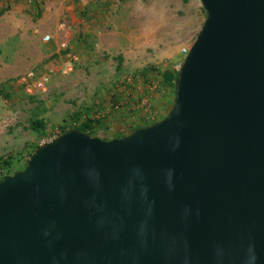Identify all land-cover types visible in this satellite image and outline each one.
I'll use <instances>...</instances> for the list:
<instances>
[{"label":"water","instance_id":"1","mask_svg":"<svg viewBox=\"0 0 264 264\" xmlns=\"http://www.w3.org/2000/svg\"><path fill=\"white\" fill-rule=\"evenodd\" d=\"M200 2L166 117L69 130L0 181V264H264V0Z\"/></svg>","mask_w":264,"mask_h":264},{"label":"rangeland","instance_id":"2","mask_svg":"<svg viewBox=\"0 0 264 264\" xmlns=\"http://www.w3.org/2000/svg\"><path fill=\"white\" fill-rule=\"evenodd\" d=\"M69 4L77 27L68 23L67 45L43 33L50 35L38 70L48 74L43 88L28 95L19 80L0 82V158H9L10 172L23 170L43 140L74 128V112L81 121H99L92 134L100 139L166 117L175 90L159 76L178 70L181 49L190 47L206 17L200 0H63ZM68 19L63 11L61 23ZM146 67L151 71L143 74ZM37 119L43 132L30 127Z\"/></svg>","mask_w":264,"mask_h":264},{"label":"crops","instance_id":"3","mask_svg":"<svg viewBox=\"0 0 264 264\" xmlns=\"http://www.w3.org/2000/svg\"><path fill=\"white\" fill-rule=\"evenodd\" d=\"M74 9L63 0H0V82L39 77L45 58L43 33L62 42L70 34L68 23L77 27ZM63 11L68 14L66 23L60 21ZM131 126L123 135L131 133Z\"/></svg>","mask_w":264,"mask_h":264},{"label":"trees","instance_id":"4","mask_svg":"<svg viewBox=\"0 0 264 264\" xmlns=\"http://www.w3.org/2000/svg\"><path fill=\"white\" fill-rule=\"evenodd\" d=\"M118 59V65L116 66V69L119 71L120 70V64L122 62V58L121 56H118L117 57ZM148 71H151V69L149 68H143L141 70V72L143 74H145L146 72ZM176 76H177V70H172V71H165L163 72L160 76H159V83L163 86H172L175 90V79H176ZM71 118L72 120L74 121V123L76 124L74 128H71V129H68L67 131H64L63 133L65 132H68L69 130H72V129H76V130H79L81 132H85L87 134H89L91 137H95L92 132L96 130V125L99 123L98 120H92V119H87V120H82L81 121V118H80V114L78 112H74L71 114ZM153 123H150V124H138L136 126H131V132H133L134 130L136 129H139V128H142L144 126H149ZM31 129L35 132H43V130L45 129V124H44V121L42 119H37V120H33L31 122V125H30ZM61 133V134H63ZM130 134V133H129ZM126 135H123V134H116L113 138H121V137H124ZM103 140H109V139H105V138H101ZM112 139V138H111ZM36 148V147H35ZM35 148L33 149L32 153L35 151ZM31 153V154H32ZM30 154V155H31ZM27 165V163H26ZM25 165V167H26ZM11 166V161L8 159H3V158H0V181L3 180L4 178L12 175L14 172H10L9 171V167Z\"/></svg>","mask_w":264,"mask_h":264},{"label":"built area","instance_id":"5","mask_svg":"<svg viewBox=\"0 0 264 264\" xmlns=\"http://www.w3.org/2000/svg\"><path fill=\"white\" fill-rule=\"evenodd\" d=\"M42 39H43L44 42L47 43L50 40V35L49 34H45V35H43ZM187 51H188V48H182L181 49L182 55L185 56ZM50 71H52V70H50ZM47 77H48L47 73H42L37 78L31 77V75H26L25 77L19 79L18 83L20 85V88H21L22 92H24V93H26L28 95H32L37 90H40V89L43 88L45 82L47 81ZM117 107H118L117 105L114 106V108H116V109H117ZM55 138H56L55 136H52L50 138H47L46 140H43L40 144L43 145L45 143L51 142Z\"/></svg>","mask_w":264,"mask_h":264},{"label":"clouds","instance_id":"6","mask_svg":"<svg viewBox=\"0 0 264 264\" xmlns=\"http://www.w3.org/2000/svg\"><path fill=\"white\" fill-rule=\"evenodd\" d=\"M178 147H179V139L177 138L175 144L173 145V149L175 150V148ZM173 175H174V170L172 169L167 170V183L170 190H174V185L172 184ZM146 191L147 190L145 189V194ZM256 260H257V256L255 253V248L254 246H251L245 258V264H256Z\"/></svg>","mask_w":264,"mask_h":264}]
</instances>
